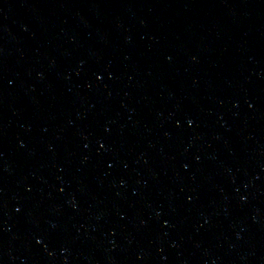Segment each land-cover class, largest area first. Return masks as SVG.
Returning <instances> with one entry per match:
<instances>
[{
    "label": "water",
    "instance_id": "1",
    "mask_svg": "<svg viewBox=\"0 0 264 264\" xmlns=\"http://www.w3.org/2000/svg\"><path fill=\"white\" fill-rule=\"evenodd\" d=\"M0 264H264V0H0Z\"/></svg>",
    "mask_w": 264,
    "mask_h": 264
}]
</instances>
